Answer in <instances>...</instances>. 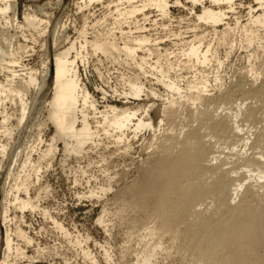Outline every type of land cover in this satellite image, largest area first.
Wrapping results in <instances>:
<instances>
[{"label":"rangeland","instance_id":"1","mask_svg":"<svg viewBox=\"0 0 264 264\" xmlns=\"http://www.w3.org/2000/svg\"><path fill=\"white\" fill-rule=\"evenodd\" d=\"M118 1L0 0V9L10 7L0 12V200L6 196V229L13 244L32 258L30 264H139L144 255L140 240L148 238V234L146 230L131 228L125 218L131 220L137 213L142 214L144 206L137 192L132 194L126 189L135 187L140 193H147L143 191L147 183L143 168L147 167L146 163L155 162L153 153H159L158 143L195 127L196 115L201 109L199 103L191 104L187 116L182 114L173 121L165 119L162 107L167 90L156 77L164 75L167 82L174 81L184 94L190 86L199 87L203 78L212 93H206L208 98L220 104L224 112L220 114L236 109L239 99L241 103L246 101L242 109L245 115L247 109L253 110V117L247 122L249 130L246 127L244 133L253 129L252 135L256 137L264 125V26L254 28L263 38L262 47L255 42L253 47L247 46L241 32L250 20V7H259V2L236 1L234 11L225 8L228 17L214 28L209 22L198 20L203 11L200 3L192 5L183 0L184 5H174L175 0H169L171 7L166 15L151 8L144 12L147 18L143 20L144 14L130 19L119 16L118 10H124L123 5L115 6ZM226 28L231 32L221 37ZM112 34L116 39L147 36L153 41L149 47L155 45L161 50L138 52L139 57L133 61L124 54L108 58L94 52L92 44L86 43L112 40ZM192 41L200 50H209L206 64L188 63L183 57ZM82 45L85 49L82 59L76 60V74L80 87L88 91L89 100L88 105L80 104L76 129L81 128L84 115L93 136L82 141L76 152L72 150L75 140L59 139L56 126L49 120L54 77L51 72L47 91L38 95L34 86L25 92L27 109L30 111L38 95L39 102L35 101V105L40 110L34 105V112L29 114L23 129L18 127L22 117L19 100L8 91L4 95V90L10 88V83L18 85L21 78L27 80L28 71L35 73L38 83L41 82L48 55L52 57L70 49L73 59ZM142 62L143 69L138 65ZM130 82L140 83L146 90L154 89L156 96L148 98L142 93V99L134 98L130 94ZM197 92L196 88L191 90L192 94ZM213 102L209 109L217 107ZM113 107L139 109L138 118L145 124L151 121L154 129L135 132L131 127L115 131L103 119L106 113L112 115ZM242 117L240 121L245 119L244 114ZM242 124L245 126L246 122ZM65 142L69 144V151ZM214 142L218 143V151H223L222 155L217 152L222 160L230 157V151H239H232V145L240 146V143L230 139L219 136ZM13 148L21 150L14 167L10 162L14 158L12 152L16 151ZM16 196L29 206L21 209ZM208 203L212 200L207 199L199 210L205 212ZM131 205L137 213L129 208ZM0 225L4 237L5 230ZM170 234L164 237L162 247L148 264L188 263L184 252L175 249L177 241ZM15 264H29V261L17 260Z\"/></svg>","mask_w":264,"mask_h":264},{"label":"bare ground","instance_id":"2","mask_svg":"<svg viewBox=\"0 0 264 264\" xmlns=\"http://www.w3.org/2000/svg\"><path fill=\"white\" fill-rule=\"evenodd\" d=\"M83 1L92 3L105 0ZM236 1L238 0H185L192 5L200 3L203 6V11L201 15L197 16L198 20L209 22L214 28L222 25L228 17L225 15L226 11H234L233 5ZM256 1L259 2V7H250V20L241 28L242 36L250 48L255 44L262 47L264 38H261L262 36L254 29L258 25L264 26V0ZM169 2V0H126L125 2L119 0L115 6L118 8L123 5L121 9L124 11L117 9L121 12L119 16L130 19L137 14H144L151 8H157L166 15L168 8L171 7ZM182 2L183 0H175L174 5H184ZM208 2L210 5L206 6L205 4ZM126 3L128 5L124 6ZM225 8L228 9L225 11ZM8 9L10 7L1 8L0 12H6ZM192 13H194V9H192ZM146 18L144 14L143 20ZM29 22L33 24L32 20ZM229 28L224 29L221 37L229 35L230 29H232ZM112 36V40L86 43L92 44L94 52H100L108 58H112L116 54H124L133 61L139 57L138 52L146 50L149 53H159L161 50L155 48V45L149 47L153 41L147 36H129L127 38L123 36L120 39H116L113 34ZM190 44L192 45L189 50L182 54L183 57L187 59L188 63L206 64L209 61V50H200L195 46L194 41ZM84 49L85 46H80V50L76 52L73 59L70 58V49L55 53L52 57L48 55L41 82L38 83L35 73L27 70L30 73L26 77L27 80L21 78L18 85L10 83V88L4 90V95L8 91L11 96L17 97L19 100L22 114L18 121L19 130L26 125L29 114H32L37 96L48 90L50 85L48 77L51 72L54 77L49 120L56 126L59 139L75 140L76 146L72 150L77 152L81 142L89 140L93 136L92 129L86 123L84 115L81 128L76 129L80 104L82 102L84 105H88L89 100L88 91H84L78 83L75 64L78 57L82 59ZM14 65H18V63H14ZM138 65L141 69L144 68L143 62ZM262 67H264V61ZM14 75H18V73H14ZM156 81L167 90L166 101L162 107L165 119L173 121L175 118H180L182 114L187 116L191 104L199 103L201 109L197 115L194 114L196 122H198L194 123L195 127H191L192 129L179 135L166 137L158 143L160 145L157 144L159 153H153L156 156V159L153 158L155 162H152V165L151 162H148L146 163L147 167L143 168L146 170L145 178L147 180L143 191H147V193H140V190L135 187L126 189L132 194L137 192L138 199L144 206L142 214L137 213L133 205L129 206L136 211L137 215L131 220L125 218L127 224L132 225L131 228L146 230L148 234V238L140 240V244L143 243L144 255L141 256L139 264H148L151 261L158 249L162 247V241L169 232H172L170 235L177 241L175 249L184 252L187 264H264V251L261 253L257 251L258 248L264 250V125L256 137L252 135L253 129H250V133H244L248 129L249 119L253 117V110L247 109L245 115V111L243 112L242 109H244L246 101L243 100L244 103H241L242 101L239 100L242 99L238 100L236 109L232 111L230 108L231 111L224 115L220 114L222 111L220 104L217 105V102L212 101L217 107L214 106L215 109L213 107L215 111L210 108L214 111L211 112L208 107L212 103L211 98H208L206 94L210 92L208 82L207 80L203 81V78H201L199 87L190 86L189 92L185 94L182 87L170 79L167 82L164 75L162 78L156 77ZM34 86H37L36 94L38 95L35 94L29 111L24 102L25 92ZM130 86V94L136 99H142V93L148 98L156 96L154 89L146 90L140 83L130 82ZM193 88L197 89V94L191 93ZM37 102L39 101L37 100ZM91 105L93 106L92 103ZM138 111L139 109L135 111L118 110L113 107L111 116L109 113L103 115L104 123L108 124L107 122H109L110 127L115 131H124L131 127L135 132L141 129L153 130V123L146 121L145 124L142 118H138ZM82 113L84 114V111ZM243 114L245 119L240 121L244 118ZM134 120L137 122L135 123ZM162 122L163 120L160 119V123ZM242 122H246V125L244 126ZM219 136L240 143V146L232 145V151H236V149L239 151L232 153L230 149H223L230 151V157L226 159L224 156L225 160H222L217 153L219 152L218 143H212ZM65 146L69 151L67 142H65ZM14 150H16L12 152L14 158L12 161L10 160L11 163L13 162L12 167H14L21 151L20 148ZM12 153L11 155H13ZM219 153L222 155L223 151ZM10 169L11 167H9ZM5 199L4 195L0 200V205H2L0 208L2 222L0 224L5 230L4 237L1 236L0 231V264H15L17 260L24 259L28 260L30 264L32 258L27 256L23 249L13 244V239L6 229L5 222L8 215L4 209ZM207 199L212 200V205L208 203L205 213L199 208ZM15 201H19L21 209L29 206L28 202H20L18 196L15 197ZM122 215L124 214L122 213ZM18 237L23 238L24 236L18 235ZM25 241L29 242L26 238ZM2 242L5 244L4 247Z\"/></svg>","mask_w":264,"mask_h":264}]
</instances>
